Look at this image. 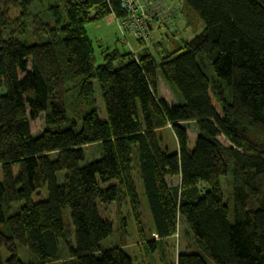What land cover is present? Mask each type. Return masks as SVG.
I'll return each instance as SVG.
<instances>
[{"label": "trees", "instance_id": "16d2710c", "mask_svg": "<svg viewBox=\"0 0 264 264\" xmlns=\"http://www.w3.org/2000/svg\"><path fill=\"white\" fill-rule=\"evenodd\" d=\"M171 8L152 21L167 26L182 9L186 26L203 30L159 61L150 37H136L146 44L140 54L100 44L98 59L87 26L110 16L119 24L120 0H0V264H134L123 245L104 246L114 228L98 203L128 198L141 230L135 171L154 234L164 240L182 226L191 237L174 264H264V0ZM160 78L178 102L158 95ZM39 117L45 128L34 136ZM167 126L174 153L159 135ZM90 146L100 157L87 162ZM46 186L48 197L33 201Z\"/></svg>", "mask_w": 264, "mask_h": 264}, {"label": "rangeland", "instance_id": "374dc122", "mask_svg": "<svg viewBox=\"0 0 264 264\" xmlns=\"http://www.w3.org/2000/svg\"><path fill=\"white\" fill-rule=\"evenodd\" d=\"M41 1H46V0H41ZM52 1L53 0H49L50 3ZM39 3L33 5L32 9L34 11L39 10V8H41ZM199 25L201 26L199 27ZM202 30H203V25L199 24V22L196 24V28H195V27H187L184 21H182L180 30L177 32V34L176 32H173L171 34L172 36L170 35L169 36L171 37L170 40L172 41L191 39L196 34L200 33ZM87 31L93 43V46L97 52L98 59L101 58V49L99 45L102 44L104 47L109 46L111 48H114L115 45H117L116 39L120 37L118 25L114 21V18L112 16L100 22L89 24L87 26ZM149 37H151L150 34ZM131 47H132L131 50L135 54H140L144 51L141 49L139 50L140 46L138 45H134V47L133 46ZM119 48L123 49L121 47ZM152 52L155 58L157 59V61H159V58H161L162 54L156 51H152ZM135 79L139 90V106H140V112H141L143 124L146 128H150L149 114L147 110V101L143 86L144 85L143 73L139 70H135ZM158 87H159L158 95L165 98L167 102L174 103L177 100L172 89L162 78H160L159 80ZM97 97L99 100L98 101L99 108L103 114V106L100 99V93L98 88H97ZM212 102L219 111V113H221L220 107L217 104V102L214 99H212ZM31 128H32V132L34 133V136L40 135L41 131H43L45 128V122L43 120V117H39L35 120H32ZM188 128L190 129L189 131L190 146H193L195 143L197 133L195 130V126L193 124L192 125L189 124ZM159 135L161 136L164 148H167L170 151V153H174L177 151L178 144L170 126H167L164 129L160 130ZM99 153H100L99 146H90L89 148H86V155H87L86 161L91 162L95 159H98L100 157ZM17 171H18V167H15V172L17 173ZM134 175H135L137 192L140 198L142 199V208L140 212L141 213L140 219L142 223L140 224V226L142 229L140 230V228L138 227L139 223L137 222V219L134 215V212L132 210L128 198H125L121 201H114L111 203L99 202L98 206H99L100 215L102 216L103 219L109 220L113 224V228H114V232L112 236L108 240H106L103 244L105 247H111L112 245L115 244L123 245L124 251L133 259L134 264H174L177 259V255L181 253H185L187 252V250L193 247V242L191 240V237L182 226H180L179 232L173 237L160 240L158 237L155 236L154 234L155 226L150 209L147 204L146 197L144 195L143 183L139 179L137 171L134 172ZM57 176L59 182L62 183L63 173L59 172ZM2 178H3V173L0 169V180ZM108 185L110 184L108 183L102 186L106 187ZM47 197H48V187L46 186L42 190L34 194L33 201L37 202L46 199ZM21 205H23V203L18 204L17 207ZM64 217L66 222L70 220L69 209H66L64 211ZM142 231L145 235L142 234ZM147 240L148 241L152 240L156 244L154 249H152L149 246ZM19 251H20L19 252L20 258L25 261L28 255L22 249H20ZM192 251L194 250L192 249ZM3 253H4V259L7 258V253L5 251H3Z\"/></svg>", "mask_w": 264, "mask_h": 264}, {"label": "crops", "instance_id": "0c3cea01", "mask_svg": "<svg viewBox=\"0 0 264 264\" xmlns=\"http://www.w3.org/2000/svg\"><path fill=\"white\" fill-rule=\"evenodd\" d=\"M179 1L180 0H162V2H164V4H166L168 6H175L176 3H179ZM113 18H114V21L117 23L118 28H119V32H120V37H118L116 39L117 45H115V46L121 47L125 50V49H132L131 46L134 47V45H138V46H140L139 50L140 49L144 50V48L146 46L145 42L140 41V40H136V38H134L135 36H133L127 32H123L120 29L119 24L116 21L115 17H113ZM169 21L171 22V24L167 23V26L163 25L158 20H155L154 22L153 21L150 22L149 31H150V35H151V37H150L151 38V40H150L151 47L148 44L147 48L151 49L152 51H156V52H160V51L166 52V51L173 50L176 42H180V40H176V41L175 40H173V41L169 40L171 37L170 38H168V37H169V35H171L173 33L171 30L173 28H175L174 32H176V34H177V32L180 30V26L182 24V21H184V23L186 25L185 16L182 13V9L178 10V11L174 10V12L172 13L171 19ZM200 26L201 25H199V27ZM169 27H171V28H169ZM134 78H135V73H134ZM135 82H136V79H135ZM136 85H137V82H136ZM160 97L163 98L162 96H160Z\"/></svg>", "mask_w": 264, "mask_h": 264}, {"label": "built area", "instance_id": "2783aa9c", "mask_svg": "<svg viewBox=\"0 0 264 264\" xmlns=\"http://www.w3.org/2000/svg\"><path fill=\"white\" fill-rule=\"evenodd\" d=\"M120 4L127 12V16L119 20L120 29L144 40L149 39V26L152 19L157 17L162 20L169 16L172 10L171 6H166L162 0H120Z\"/></svg>", "mask_w": 264, "mask_h": 264}]
</instances>
